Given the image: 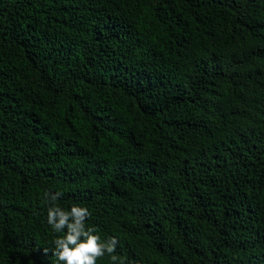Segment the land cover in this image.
Instances as JSON below:
<instances>
[{"label":"trees","instance_id":"16d2710c","mask_svg":"<svg viewBox=\"0 0 264 264\" xmlns=\"http://www.w3.org/2000/svg\"><path fill=\"white\" fill-rule=\"evenodd\" d=\"M46 192L124 264H264V0H0V264H59Z\"/></svg>","mask_w":264,"mask_h":264},{"label":"clouds","instance_id":"9594fccd","mask_svg":"<svg viewBox=\"0 0 264 264\" xmlns=\"http://www.w3.org/2000/svg\"><path fill=\"white\" fill-rule=\"evenodd\" d=\"M60 193L44 194L47 207V224L56 233H62L54 241L52 255L59 264H97V260L108 255L112 264H124V259L115 255L117 240L109 238L102 241L94 234L95 228L86 227L85 221L90 212L85 207L72 206L70 210L55 206ZM48 250H44L47 255Z\"/></svg>","mask_w":264,"mask_h":264}]
</instances>
